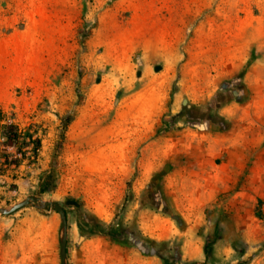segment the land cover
<instances>
[{"label": "rangeland", "instance_id": "obj_1", "mask_svg": "<svg viewBox=\"0 0 264 264\" xmlns=\"http://www.w3.org/2000/svg\"><path fill=\"white\" fill-rule=\"evenodd\" d=\"M62 1L0 0V207L59 203L67 264H264V0H173L157 50L131 10L119 49L89 47L116 0H78L75 44L43 73V6ZM29 36L22 75L7 49ZM59 226L0 215V264H60Z\"/></svg>", "mask_w": 264, "mask_h": 264}, {"label": "crops", "instance_id": "obj_2", "mask_svg": "<svg viewBox=\"0 0 264 264\" xmlns=\"http://www.w3.org/2000/svg\"><path fill=\"white\" fill-rule=\"evenodd\" d=\"M124 1L130 0H116L111 6L107 7L101 12L98 20V28L95 30V34L87 41V44L92 46L95 43H104V41H112L115 43L114 47L119 49L123 43L122 40V14L127 10H131L139 17V26L142 32H146L147 35L144 39L140 38V46L143 47L145 42L142 40H149L151 47L154 50L160 49L163 46V42L168 41V34L174 30V4L173 0H140L139 2L125 3ZM81 6L78 4V0H64L59 7V14L52 18L49 13L51 10L46 5L43 6V10L46 12V18L44 20V32L39 34L43 37L45 48L58 50L59 53L49 51L48 57L42 58L40 63L43 68V73H46L47 64H56L62 61L61 50L70 48L75 44V31L78 25V13ZM87 14L85 19L93 12L94 6H86ZM108 27L111 31L109 37L105 36L103 30ZM35 39L33 36H29L26 39V52L23 56H19V48L16 45H11L7 49V53H10L9 59L7 58V66L12 65L18 72L25 74L26 68L29 64L30 52L32 51ZM8 70H10L8 68ZM13 76V75H12ZM11 76V77H12ZM244 156L241 159L244 161ZM240 167V164L238 165Z\"/></svg>", "mask_w": 264, "mask_h": 264}, {"label": "water", "instance_id": "obj_3", "mask_svg": "<svg viewBox=\"0 0 264 264\" xmlns=\"http://www.w3.org/2000/svg\"><path fill=\"white\" fill-rule=\"evenodd\" d=\"M33 206L37 209H50L55 211L60 220L59 226V257L60 264H67V251H66V241H67V219L63 207L55 201H45L41 200L36 196H28L24 200L12 205L9 208L0 207V215L10 216L17 211L27 207ZM192 264H204V263H192Z\"/></svg>", "mask_w": 264, "mask_h": 264}, {"label": "built area", "instance_id": "obj_4", "mask_svg": "<svg viewBox=\"0 0 264 264\" xmlns=\"http://www.w3.org/2000/svg\"><path fill=\"white\" fill-rule=\"evenodd\" d=\"M6 125L11 126V125H12V121H11V120H8V121L6 122Z\"/></svg>", "mask_w": 264, "mask_h": 264}, {"label": "trees", "instance_id": "obj_5", "mask_svg": "<svg viewBox=\"0 0 264 264\" xmlns=\"http://www.w3.org/2000/svg\"><path fill=\"white\" fill-rule=\"evenodd\" d=\"M89 232V234H96L95 232H94V229L93 228H91V231H88Z\"/></svg>", "mask_w": 264, "mask_h": 264}]
</instances>
